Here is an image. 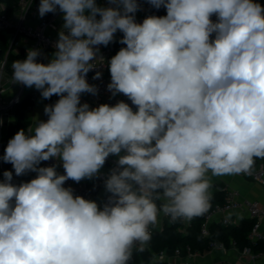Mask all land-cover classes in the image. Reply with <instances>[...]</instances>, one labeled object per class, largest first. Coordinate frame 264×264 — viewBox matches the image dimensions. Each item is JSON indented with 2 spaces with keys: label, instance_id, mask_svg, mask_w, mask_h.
<instances>
[{
  "label": "clouds",
  "instance_id": "clouds-1",
  "mask_svg": "<svg viewBox=\"0 0 264 264\" xmlns=\"http://www.w3.org/2000/svg\"><path fill=\"white\" fill-rule=\"evenodd\" d=\"M147 2L167 14L137 23L138 0H108L109 7L40 0V17L59 9L64 30L48 63L30 49L12 62L11 79L45 99L60 98L45 106L46 121L17 131L0 158L16 176L37 174L17 185L11 171L3 173L0 264H129L134 249L145 250L161 212L175 221L209 210V174L249 173L255 158L264 159V6ZM118 30L126 47L108 62L107 88L137 110L123 101L90 109L81 94L98 89L86 76L98 46ZM110 155L117 167L104 181L111 196L102 209L64 187L98 176ZM52 158L65 174L56 165L39 167Z\"/></svg>",
  "mask_w": 264,
  "mask_h": 264
},
{
  "label": "built area",
  "instance_id": "built-area-1",
  "mask_svg": "<svg viewBox=\"0 0 264 264\" xmlns=\"http://www.w3.org/2000/svg\"><path fill=\"white\" fill-rule=\"evenodd\" d=\"M105 5L108 3V0H103ZM15 8L19 11L20 17L22 19L19 20L16 24H13L9 18V15L7 13H4L0 7V33L6 32L8 30H12L14 35H18L20 33L24 34L25 36L31 37L35 40L34 43V49L37 50L39 48H48L56 50V43L58 40V37L51 38L49 37L45 31L48 26L52 24L54 19L56 18L58 14V9L55 13H50L48 17H41L38 25L36 27L28 26L25 23H23V17L26 14H30L31 16L35 17L39 15L38 8L36 4H31V0H18L17 5ZM64 30L63 28L61 31ZM214 35V34H213ZM13 44V39L10 43H8L7 50L5 51V56L11 50V45ZM100 51L98 53V58L96 63V67L89 71V73L86 76V80L90 85H95L98 89L97 94L93 95L90 93H83L81 94V104L87 103L91 108L98 107L101 104H108L110 106H114L117 102L123 101L127 104H129L130 107H132L133 111H136L137 108L135 105L132 104V102L123 95L122 93H118L115 96L112 95V92L108 90L107 85L111 82V75L107 72L108 69V62L112 58V53L114 51L113 44H109L108 46L101 45L99 47ZM27 54L20 58L19 60L26 59ZM102 57V62L100 58ZM4 63V59L1 60L0 67L2 68ZM45 63V62H41ZM12 65V64H11ZM10 65V73L9 75L12 77V68ZM2 71V70H0ZM96 72L101 73V77L98 79H93ZM24 85L19 84V90L18 93L15 94L14 97L9 99L6 102H3L0 100V137L2 134L3 127H5L2 124V117L4 114L12 115V108L13 105L18 102L22 96V90ZM3 89L0 87V95ZM37 92L34 91L30 93L29 100L30 102L33 101L36 98ZM122 155V153H121ZM117 160L118 157L114 155H110L105 162V165L100 170L98 176L93 177L92 179L88 181L81 180L79 183L74 182L72 180H67L64 184V187L72 188L74 195H79L84 197L85 199L92 200L95 192L102 186L104 181L107 179V177L110 175V172L112 169L117 167ZM41 167H48L56 165L58 167V174L63 175L64 169L62 166V161L52 158L48 161H42ZM4 169L3 165L0 159V182H2L5 178L3 176ZM246 177H249L253 181L259 182L264 185V161L259 164L256 168H252L249 173H241ZM36 173L32 176V179L36 177ZM24 182H30V180L21 181V183ZM237 193L236 192H227L223 202L221 203H214L209 210L203 214V221L201 224V233L203 235L208 234V224L211 221L213 215H215L218 212H225L228 210L233 209H245L248 211L250 218L253 219V224L247 234L250 241L255 244L258 241L264 240V234L261 230V220L264 218V209H262L258 201L248 199V198H242L237 199L236 198ZM111 196V193H106V195L103 197V199L100 201L98 206L102 209L105 203L109 202V197ZM161 217L164 221L167 223L173 222V220L165 216L162 212L160 213ZM227 220L224 219V223H226ZM161 227V226H160ZM160 227L150 226L149 231L152 233L154 230H158ZM147 246V245H146ZM145 246V247H146ZM226 246L219 242L211 241L209 243V249L212 248H221L224 249ZM186 254L184 256L181 255L179 249H175L174 252L171 255H167L165 251L160 250L155 257L164 259L167 264H191L190 259L193 258L197 253H193L190 251L189 246H185ZM245 253L250 252V247H243L241 249ZM136 251L135 249L133 252ZM256 257L255 254L252 255V258L254 259ZM129 264H145L143 261H136L134 259H131V262ZM214 264H231V262L227 260H218Z\"/></svg>",
  "mask_w": 264,
  "mask_h": 264
},
{
  "label": "trees",
  "instance_id": "trees-1",
  "mask_svg": "<svg viewBox=\"0 0 264 264\" xmlns=\"http://www.w3.org/2000/svg\"><path fill=\"white\" fill-rule=\"evenodd\" d=\"M18 0H0V7L4 13H11L14 7L17 5ZM97 5L100 7H106L103 0H96ZM40 0H31V4L39 6ZM141 10V18L137 23H142L148 16H165L167 14L166 9L161 7L160 9L154 8L147 0H138ZM50 13L43 17H48ZM87 14V13H86ZM213 21H216V16L213 15ZM99 19V16L97 17ZM123 38V34L119 37H114L113 41L109 44H113L114 51L112 57L118 53L122 47H126L120 43ZM214 38V37H213ZM8 44L4 38L0 36V63L7 50ZM23 52L14 53L11 50L6 54L4 63L0 70L6 74L10 73V65L13 61L19 60L24 57ZM38 62H45L40 57L37 58ZM48 63V62H45ZM107 72L110 73L109 67ZM56 98H49L47 105H54ZM30 105L29 95L21 96L20 100L13 105V125L9 128H5L0 137V158L3 157L8 141L14 137L17 131L24 129L27 132L29 121L26 117V110ZM46 105V106H47ZM4 172L11 171L13 173L12 183L20 184L21 181L31 180L35 172H27L24 175L16 176L11 163H5L1 159ZM41 167V164L39 165ZM224 198L222 192H215L211 195L210 208L214 203L223 202ZM203 221V215L194 217L191 220L185 222L183 219H178L173 222H163L158 230L152 232V238L148 242L143 252L134 251L132 259L136 261H143L145 264H167L164 259L156 258L155 255L163 250L167 255H171L175 249H179L182 256L186 254L185 246H189L190 251L193 253H203L209 249V243L215 241L221 242L226 247L235 245L239 249L243 247H250L251 249H259L264 245V241H258L253 244L248 238L247 234L253 224V219H242L238 224H222V223H210L208 224V234L203 235L201 233V224Z\"/></svg>",
  "mask_w": 264,
  "mask_h": 264
},
{
  "label": "crops",
  "instance_id": "crops-1",
  "mask_svg": "<svg viewBox=\"0 0 264 264\" xmlns=\"http://www.w3.org/2000/svg\"><path fill=\"white\" fill-rule=\"evenodd\" d=\"M114 6L110 5L109 3L106 4V7ZM141 10L139 9L135 13V21H139L141 18ZM9 18L13 24L19 22L20 13L14 7L11 13H8ZM40 15L35 17L31 16L29 13L23 17V23L28 26L36 27L40 21ZM64 20H63V13L59 11L58 14L52 24L46 28L45 33L51 37L56 38L58 37L59 32L63 28ZM123 33L119 30L114 34V37H119ZM0 36L5 39L8 43L11 42L13 39V44L11 45V51L14 53L23 52L25 55L27 54L28 50L34 49L35 40L31 37L25 36L24 34L20 33L18 35H14L12 30H8L6 32H1ZM214 37V35H213ZM101 46V45H100ZM98 46V47H100ZM40 51L41 55L39 56L43 61L49 62L53 58V54L56 50L48 49V48H39L37 49ZM3 59L5 58L2 57ZM2 59V60H3ZM0 87L3 89L0 95V100L3 102L8 101L15 94L18 93L19 84L12 82L11 76L6 74L4 71H0ZM36 91L37 95L36 98L30 102L29 107L26 110V117L29 121V127H34L35 123L39 121H46L48 117L45 115L44 109L47 105L48 99H45L41 96L40 90H37L35 87H23L22 96L26 97L30 95V93ZM51 98H56L55 103L60 98L57 95H53ZM9 127L13 125V115H8V124ZM5 128L3 127L2 132ZM27 129V130H28ZM34 134V133H32ZM124 153L122 152V155ZM264 159L255 158L254 165L252 168H256L259 166ZM58 173V167H56ZM210 180L212 183V188L210 189L211 195L215 192H222L223 198L225 197L227 192H236V198H248L252 200L258 201L259 206L264 209V185L253 181L249 177L244 176L243 174H227L222 176H211L209 174ZM90 179H84V181H88ZM107 191L105 189L104 183L102 186L95 192L93 196V201L100 203L103 197L106 195ZM224 219L227 220L226 223L230 224H238L242 219H251L250 215L247 210L245 209H233L228 210L225 212H218L213 215L210 223H224ZM185 222L187 220L183 219ZM164 220L161 217V214L158 216V223L155 227H160L163 224ZM261 230L264 234V218L261 220ZM264 241V240H263ZM255 254L256 257L253 259L252 255ZM218 260H227L231 262V264H264V245H262L259 249H251L249 253L243 252L241 249L237 248L233 243L224 249L221 248H212L207 249L203 253H198L193 258L190 259L191 264H214Z\"/></svg>",
  "mask_w": 264,
  "mask_h": 264
},
{
  "label": "water",
  "instance_id": "water-1",
  "mask_svg": "<svg viewBox=\"0 0 264 264\" xmlns=\"http://www.w3.org/2000/svg\"><path fill=\"white\" fill-rule=\"evenodd\" d=\"M211 19L213 20V17H211ZM0 55H1V49H0ZM2 124L5 126V127H8L9 126L7 125L8 124V115L7 114H4L3 117H2ZM131 262V260L129 261V263Z\"/></svg>",
  "mask_w": 264,
  "mask_h": 264
},
{
  "label": "rangeland",
  "instance_id": "rangeland-1",
  "mask_svg": "<svg viewBox=\"0 0 264 264\" xmlns=\"http://www.w3.org/2000/svg\"><path fill=\"white\" fill-rule=\"evenodd\" d=\"M253 2H255V3H259V4H261L262 6H264V0H253Z\"/></svg>",
  "mask_w": 264,
  "mask_h": 264
}]
</instances>
